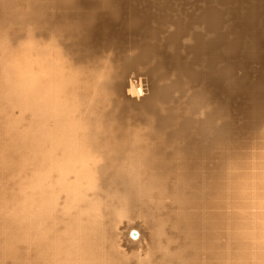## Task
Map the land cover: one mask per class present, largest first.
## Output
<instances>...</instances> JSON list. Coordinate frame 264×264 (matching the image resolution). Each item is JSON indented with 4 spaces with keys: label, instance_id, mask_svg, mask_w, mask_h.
Returning a JSON list of instances; mask_svg holds the SVG:
<instances>
[{
    "label": "bare ground",
    "instance_id": "6f19581e",
    "mask_svg": "<svg viewBox=\"0 0 264 264\" xmlns=\"http://www.w3.org/2000/svg\"><path fill=\"white\" fill-rule=\"evenodd\" d=\"M166 1L0 0V264H264V0Z\"/></svg>",
    "mask_w": 264,
    "mask_h": 264
},
{
    "label": "rangeland",
    "instance_id": "374dc122",
    "mask_svg": "<svg viewBox=\"0 0 264 264\" xmlns=\"http://www.w3.org/2000/svg\"><path fill=\"white\" fill-rule=\"evenodd\" d=\"M167 1H168V2H167ZM167 1H166V2L169 3V4H170L171 2H172V4L174 3V2L171 1V0H167ZM169 1H171V2H169ZM174 1H175V0H174ZM178 1H179V0H178ZM182 1H183V0H180V1H179L180 4H181ZM185 1H187V0H185ZM190 1H191V0H190ZM190 1L188 0L189 3L186 2L187 5H186L185 2H182V3L186 6V10H187V11L190 10V6H189V8L187 9L188 4H190ZM175 2H176V1H175ZM179 2H176V3H177L176 6L178 5ZM192 2H193V0L191 1V3H192ZM252 2H253V0H245V1H244V4H250V3H252ZM180 4H179V5H180ZM193 4H194V2H193ZM173 5H174V4H173ZM179 5H178V6H179ZM184 5H182V7H183ZM192 6H193V5H192ZM182 7H181V5H180V8H182ZM183 8H185V7H183ZM192 9H193V8H192ZM192 9H191V10H192ZM262 16L264 17V9H262ZM231 20H232V19H231ZM231 20H230V23L233 22V21H231ZM228 22H229V20H228ZM197 28H198V29H201L202 26H197ZM210 35H211L210 32H206V33H205V36H206V37H209ZM241 55H242V54H241ZM242 57H243V56H242ZM235 58H236V59H240V58H241L240 54H237V55L235 56ZM241 59H243V58H241ZM241 59H240V60H241ZM230 61H232L231 58H230ZM246 61H248V60H246ZM251 62L253 63V62H255V60H254V61L251 60ZM245 63H246V62H245ZM249 63H250V62H249ZM249 63H248V64H249ZM258 63H259V62H258ZM258 63H257V61H256V63H254V64L256 65V64H258ZM222 64H223V60H221V61L218 62V66H221ZM259 64H260V63H259ZM248 66H250V68L252 69V70H250L249 67H248V68H249V71H248V69H245V70L248 71V73H251L250 71L253 72V71L256 69L254 75H252V73H251L252 76H255V75L258 73V72H257L258 69H257V68H254V70H253V67H251V65H248ZM252 66H254V65L252 64ZM243 67H244V66H242V68H243ZM246 67H247V65L245 64V68H246ZM254 67H257V65L254 66ZM133 70H135L134 72H139V71L136 70V69H133ZM141 70H142V69H141ZM141 70H140V71H141ZM243 70H244V69H242V71H243ZM247 71H246V72H247ZM243 72H244V71H243ZM244 73H245V72H244ZM245 75H247V73H246ZM249 75H250V74H249ZM240 76H241V71H238V72H235V73L233 72V73L227 78V81H228V82H231V81H233V80H235V79H238ZM247 76H248V75H247ZM247 78H248V77H247ZM250 79H251V77L249 76V79H246L245 82H246V83H247V82H250ZM252 79H253V77H252ZM247 80H249V81H247ZM244 86H246V85H244ZM184 99H185V98H182L181 101H183Z\"/></svg>",
    "mask_w": 264,
    "mask_h": 264
}]
</instances>
